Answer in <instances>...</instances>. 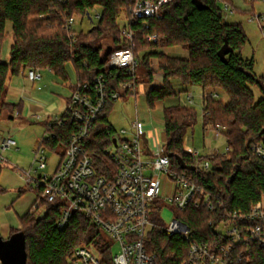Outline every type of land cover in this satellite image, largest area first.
Segmentation results:
<instances>
[{
    "label": "trees",
    "instance_id": "trees-1",
    "mask_svg": "<svg viewBox=\"0 0 264 264\" xmlns=\"http://www.w3.org/2000/svg\"><path fill=\"white\" fill-rule=\"evenodd\" d=\"M201 1L206 8L201 9L193 0H172L164 6L161 18L149 19V28L140 22L134 25V54L138 65L132 73L110 69L108 84L114 89L120 83L132 82L135 90H127L126 94H137V86L143 84L151 107L187 91V88L178 91L175 80L183 86H201L203 90L219 85L226 91L229 95L226 102L213 95L203 97L204 127L220 129L229 147L226 154L210 159L212 169L209 171L182 169L177 159L179 156L189 165L197 163L191 151L185 148L188 130L198 120L197 110L186 104L164 107L167 136L164 150L170 157L172 169L190 175L202 195H209L213 202V208L204 204L189 205L183 210L175 208V214L192 229L191 241L206 243L212 250L232 244L230 264H264V247L245 231L254 222L230 216L233 211L249 212L264 196V160L250 151L252 143H264V77L255 72L254 59L242 55L248 41L242 24L228 22L219 6L218 2L223 1L235 8L231 0ZM130 7L129 0H0V42L8 35L12 38L9 61L0 59V115L5 110L12 115L16 111L22 113V101L10 103L7 100L8 81L28 69H48L68 79L65 66L72 62L77 81L69 84V88L74 90L82 83H91L103 71L108 53L125 46L119 18L124 11L128 14ZM95 9L100 10L101 18L86 32L71 35L66 28L70 18L77 15L89 18ZM8 23H11L10 31ZM150 35H156L157 40L149 41ZM105 39L110 41L108 48L103 43ZM226 43L231 51L224 61L219 51ZM173 46L186 49L189 57L163 51ZM254 85L263 91L259 100L252 89ZM114 102L108 101L87 139V150L99 174L107 175L116 169L106 153L112 143V135L107 131L115 132L109 121ZM52 130L66 145L71 127ZM37 189L47 206L46 215L35 218L30 209L20 217L21 227H11L8 236L23 234L27 264H68L78 246L104 244L106 239L101 230L84 214L74 213L65 228H58L63 203L46 200L41 196V189ZM161 207L160 198L152 206L158 222ZM222 223L238 224L243 230L241 241L233 242L220 229ZM188 246L189 241L159 227L151 231L147 240V248L156 253L159 264H180Z\"/></svg>",
    "mask_w": 264,
    "mask_h": 264
},
{
    "label": "built area",
    "instance_id": "built-area-1",
    "mask_svg": "<svg viewBox=\"0 0 264 264\" xmlns=\"http://www.w3.org/2000/svg\"><path fill=\"white\" fill-rule=\"evenodd\" d=\"M130 11L126 13V21L121 24L122 38L125 46L112 50L106 56L103 71L95 76L91 83L85 82L72 90L66 107L60 115L49 116L47 121L48 135L44 137L34 151V161L30 171L25 172L29 183H35L41 189V196L50 202L63 203L61 215L57 221L58 228H65L72 215L76 212L92 218L101 230L106 241L100 245L78 246L70 257L68 264H159L156 253L147 248V240L153 229L159 227L170 235H178L189 241L185 257L180 264H230L232 244L222 245L212 250L208 244L191 241L192 229L177 218L175 208L183 210L189 205L199 207L201 204L213 208L209 195H202L198 183L186 173L179 174L172 169L170 157L165 153V145L157 143L154 129L145 121L136 119L129 129L115 132L112 143L106 148V153L112 158L115 171L99 174L95 168L93 157L87 148V139L97 124L109 100L116 101L126 95L127 90L134 91L132 82L120 83L114 89L108 84V71L112 68L125 69L134 72L138 61L134 54L135 29L139 22L149 28V19L161 18L164 6L172 0H129ZM264 1V0H263ZM235 12L228 3L224 6V15ZM259 17V16H258ZM264 20V16H260ZM259 17V18H260ZM97 21L101 18L100 11L94 15ZM75 17L70 18L66 28L75 35ZM264 36V24H260ZM149 41H156V35H150ZM31 81L42 78L39 69L27 70ZM219 97L215 90H207L204 96ZM193 101V96H188ZM34 118L43 116L34 114ZM70 126L71 132L67 144L59 139L54 127ZM208 130V129H207ZM217 134L220 129L215 130ZM58 138V139H57ZM59 140V141H58ZM57 142V143H55ZM54 146L51 147V144ZM64 145L62 151L59 146ZM16 140L11 137L0 139V166L8 161L3 152L16 147ZM53 150L60 159L53 171L48 174H38L39 170L48 166V153ZM204 156L199 150H191L197 159L196 170L212 169L210 159L217 154ZM250 151L264 160V143L255 142L250 145ZM32 170L36 172L31 175ZM175 181V191L168 199L174 206L171 219L168 221L163 214L165 206L159 211V220L153 215L152 206L162 197V180L165 176ZM42 208L41 200L35 204L34 211ZM43 212V209L41 210ZM240 220H251L254 224L245 228L253 240L264 247V198L255 204L249 212L233 211L230 214ZM220 229L233 241L242 239L243 230L238 224L222 223ZM118 245L113 253L112 248ZM0 264H4L0 257Z\"/></svg>",
    "mask_w": 264,
    "mask_h": 264
},
{
    "label": "rangeland",
    "instance_id": "rangeland-1",
    "mask_svg": "<svg viewBox=\"0 0 264 264\" xmlns=\"http://www.w3.org/2000/svg\"><path fill=\"white\" fill-rule=\"evenodd\" d=\"M235 7V12L228 17V22H240L248 36V41L242 48L244 58L254 59L255 72L257 75L264 77V36L260 24H264V20L260 16H264L263 0H231ZM219 6L224 10L225 2L219 1ZM100 10L95 9L92 17ZM260 18H259V17ZM126 21V12H122L119 22L121 24ZM96 19L91 21L87 16H75L74 29L76 33L87 31ZM8 31L11 30V23L7 25ZM106 48L109 47L110 41H103ZM12 44L11 35H8L0 42V59L8 62L10 59V47ZM68 79L56 75L52 71L45 69L40 70L43 78L32 82L27 78V71L19 75L11 76L8 81L10 88L20 90L23 95L27 96L24 100L25 108L22 113L15 114L3 111L0 115V139L11 136L17 146L9 148L3 152L7 158L6 164L1 165L0 185L3 191L0 192V233L7 238L10 234L11 227H21L20 217L31 209L35 218H42L47 213V206L41 201L42 208L33 210L35 202L40 201V193L35 183H29L25 177V172L30 171L34 161V151L38 148L40 141L48 135L47 121L49 116L60 115L66 107L65 99L70 95L69 84L77 81V73L72 62H68L65 66ZM145 76L141 77L143 80ZM158 77L162 75L158 74ZM174 82L178 83V80ZM183 87V86H182ZM182 87L177 88L181 89ZM185 88V87H184ZM214 89L220 93L219 99L228 101L229 95L219 85H212L205 89L206 91ZM256 99L259 100L263 96L260 86L252 87ZM8 91V92H9ZM137 94H126L116 100L109 114V121L116 130L129 129L130 125L137 118L145 121L154 129V137L158 144L165 145L167 136L165 132L164 107L171 104H186L193 106L198 112L197 123L188 130L185 139V148L188 150H199L201 154L207 156L210 153H224L227 147L226 139L223 134L212 129L204 127L203 124V88L198 85L187 87V91L179 93L175 97H170L164 101L158 102L151 107L146 99L143 84H139L136 88ZM205 91V92H206ZM194 94L193 101H189V94ZM8 100V99H7ZM41 103L44 106H40ZM29 107V110L26 109ZM33 114H40L43 117L37 119L32 117ZM49 114L48 116H46ZM64 150L65 146L58 147ZM60 155L53 150L48 153V166L39 170L38 174H50L59 161ZM32 176L36 172L32 170ZM175 191V181L165 176L162 180V206L164 216L169 221L173 214V207L168 199L173 196ZM43 209V212L41 210ZM162 224L161 221L158 222ZM118 250V245H114L112 252Z\"/></svg>",
    "mask_w": 264,
    "mask_h": 264
},
{
    "label": "water",
    "instance_id": "water-1",
    "mask_svg": "<svg viewBox=\"0 0 264 264\" xmlns=\"http://www.w3.org/2000/svg\"><path fill=\"white\" fill-rule=\"evenodd\" d=\"M198 6L203 9L206 5L202 3L201 0H193ZM89 19L93 21L92 16ZM231 51L228 43H226L219 51L220 57L226 61L227 53ZM178 162L182 169L186 170H196L195 165L187 164L181 157H177ZM0 257L4 264H27L28 254L26 250V244L22 233L14 234L10 237H3L0 233Z\"/></svg>",
    "mask_w": 264,
    "mask_h": 264
},
{
    "label": "crops",
    "instance_id": "crops-1",
    "mask_svg": "<svg viewBox=\"0 0 264 264\" xmlns=\"http://www.w3.org/2000/svg\"><path fill=\"white\" fill-rule=\"evenodd\" d=\"M230 15H228V16H225V18H226V20L228 19V17H229ZM228 21V20H227ZM163 51L164 52H166V53H170V54H175V55H180V56H182V57H185V58H187V57H189V53H188V51L186 50V49H184V48H182V47H180V46H173V47H166V48H164L163 49ZM42 75V74H41ZM27 76V75H26ZM28 78V77H27ZM42 78H43V76H42ZM41 78V79H42ZM40 79V80H41ZM33 82V81H32ZM35 82V81H34ZM177 84V86L178 87H182L183 85H181L180 83H176ZM191 86V85H190ZM190 86H183L182 88L184 89V87L185 88H187V87H190ZM208 90H210V89H208ZM212 90H214V89H212ZM69 91H70V95H71V92H72V90L69 88ZM206 90H203V97H204V92H205ZM218 92V91H217ZM219 93V92H218ZM193 97H194V94L191 92L190 93ZM189 94V95H190ZM69 95V96H70ZM219 95H220V93H219ZM68 96V97H69ZM68 97L65 99V101L67 102V100H68ZM7 99H8V101L10 102V103H18L19 101H22L23 102V108H25V106H24V100H26L27 99V96L24 94L23 95V93L20 91V90H18V89H16V88H10V91L8 92V96H7ZM36 104H39L40 106H44L43 104H41V103H36ZM26 109L27 110H29V107H27L26 106ZM34 115V114H33ZM33 115H32V117H33ZM49 114H47L46 116H48ZM263 198H264V196H263Z\"/></svg>",
    "mask_w": 264,
    "mask_h": 264
}]
</instances>
